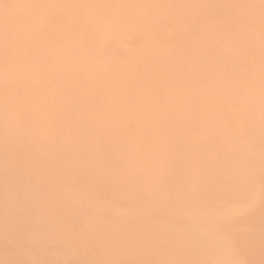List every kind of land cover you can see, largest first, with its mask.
I'll return each instance as SVG.
<instances>
[{"label":"bare ground","instance_id":"bare-ground-1","mask_svg":"<svg viewBox=\"0 0 264 264\" xmlns=\"http://www.w3.org/2000/svg\"><path fill=\"white\" fill-rule=\"evenodd\" d=\"M2 2L43 7L0 9V41L6 26L9 34L7 57L0 45V264L25 258L3 240L6 198L47 188L49 175L78 177L64 202L96 238L29 258L216 259L224 218L242 236L243 258L264 262L261 153L251 145L254 133L264 146L259 0ZM5 103L12 136L28 143L27 161L12 151L7 166ZM109 162L135 186L86 194L93 165ZM220 168L250 179L220 192L205 179Z\"/></svg>","mask_w":264,"mask_h":264},{"label":"snow or ice","instance_id":"snow-or-ice-1","mask_svg":"<svg viewBox=\"0 0 264 264\" xmlns=\"http://www.w3.org/2000/svg\"><path fill=\"white\" fill-rule=\"evenodd\" d=\"M149 7L153 5H148ZM208 7V5H201ZM241 6V5H234ZM252 7V5H248ZM43 5L25 3L8 4L0 0V9L10 8H39ZM261 13V75H262V102H264V0H259ZM7 22V17H5ZM0 45L3 47L5 57L9 49V34L7 26L3 32ZM6 87V85H5ZM11 114L9 105L5 103L3 116V146L5 150L6 166L8 155L12 151L20 152L27 161V141L14 139L11 134ZM262 133H264V109H262ZM91 184L87 193L94 196L107 195L117 187H134L136 177L109 162L107 165L97 163L93 165ZM261 200L264 204V146L261 152ZM246 177L238 170L218 169L215 173L205 176L208 184L213 185L220 192H226L238 185ZM79 185L78 177L69 176L65 180L54 182L49 175L48 187L42 185L30 186L27 190L17 191L15 197L11 194L6 198V214L4 218L3 240L6 248L17 250L23 257L3 262V264H252L243 258L240 245L242 236L230 230V221L221 218L218 222L220 229L215 247L221 252L216 259L190 260V259H165V260H137V261H84V260H58L29 258L37 250L42 249L55 253L63 247L77 250L87 246L96 238V233L89 230V226L81 219L82 210L64 202L65 189L69 186ZM83 199V197H81ZM35 200V206H33ZM253 206L249 202V209ZM264 228V224H262Z\"/></svg>","mask_w":264,"mask_h":264},{"label":"rangeland","instance_id":"rangeland-1","mask_svg":"<svg viewBox=\"0 0 264 264\" xmlns=\"http://www.w3.org/2000/svg\"><path fill=\"white\" fill-rule=\"evenodd\" d=\"M200 3H201V1H199ZM198 2V3H199ZM197 3V2H196ZM194 21V22H193ZM196 18L194 17V19H192V23L194 24H196ZM230 59V58H229ZM228 59V60H229ZM232 64H231V63ZM233 63L234 62H232L231 61V59L228 61V63L227 64H230L229 66L231 67V66H233ZM221 92H223V91H221ZM258 97H260V95H257ZM237 103H239V104H241V102L239 101V99H237ZM257 115H258V111L257 112H255ZM254 137H256V139H253V144H252V142H251V145H252V147L254 146V148L257 150L256 151V153L257 154H260L262 151H259L257 148H259L260 150H262V142H261V137L259 136V135H254V133L252 134ZM259 136V137H258ZM257 141V142H256ZM259 142V143H258ZM261 143V144H260ZM261 145V146H260ZM257 147V148H256ZM254 149V150H255ZM250 162V160L248 161V163ZM245 208H247V207H244L243 208V211H244V213H245ZM247 211H248V209H247ZM242 218V219H241ZM241 220H243V221H241ZM245 219H244V216H241L240 217V220H239V222H238V225L239 226H237L238 228H245V227H243V226H245V224H246V222L244 221ZM241 223H243V224H241ZM243 225V226H242ZM261 239H264V237H261ZM259 253L258 254H264V244L263 243H261V246L259 247V251H258ZM258 264H264V262H260V263H258Z\"/></svg>","mask_w":264,"mask_h":264}]
</instances>
